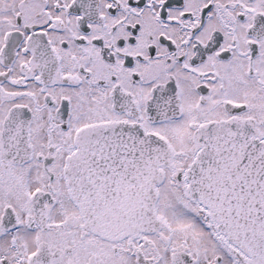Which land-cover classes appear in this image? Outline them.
<instances>
[{
    "label": "snow or ice",
    "instance_id": "6c2138e0",
    "mask_svg": "<svg viewBox=\"0 0 264 264\" xmlns=\"http://www.w3.org/2000/svg\"><path fill=\"white\" fill-rule=\"evenodd\" d=\"M0 264H264V0H0Z\"/></svg>",
    "mask_w": 264,
    "mask_h": 264
}]
</instances>
